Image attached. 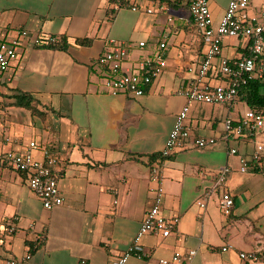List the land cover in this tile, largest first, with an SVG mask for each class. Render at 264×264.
Wrapping results in <instances>:
<instances>
[{
    "label": "crops",
    "instance_id": "crops-1",
    "mask_svg": "<svg viewBox=\"0 0 264 264\" xmlns=\"http://www.w3.org/2000/svg\"><path fill=\"white\" fill-rule=\"evenodd\" d=\"M229 1L209 0L215 24ZM114 2L0 0V39L22 28L61 35L59 42L67 44L62 49L25 42L20 57L0 78V227L18 216L16 230L3 233L0 264L28 251L30 260L21 264H80L81 259L109 264L132 243L158 186L163 213L178 215L180 222L169 236L144 235L148 255L131 256L125 264H159L162 257L190 249L197 254L187 264H253L239 251L264 252V172L241 170V157L249 158L254 150L246 138H222L225 119L238 118L246 109L190 103L192 133L217 141L202 148L187 145L169 156L162 153L186 103L178 91L196 76L197 59L206 48L189 0H137L139 10H115ZM263 3L251 0V10ZM153 5L155 12H147ZM110 39L127 47L122 71L136 70L161 41L167 43V66L143 95L107 91L99 58L111 47ZM246 43L242 38L225 40L221 55L237 57L247 51ZM22 93L34 97L31 106L18 104ZM30 140L59 157L64 202L52 209L30 188L28 172L3 159L6 151L19 150ZM231 148L237 152L230 153ZM153 165L161 170L160 181L152 177ZM225 166L230 167L226 188L235 200L229 215L220 209L218 190L207 197L205 207L198 203ZM39 235L44 240L36 246ZM227 244L234 248L223 250Z\"/></svg>",
    "mask_w": 264,
    "mask_h": 264
},
{
    "label": "built area",
    "instance_id": "built-area-1",
    "mask_svg": "<svg viewBox=\"0 0 264 264\" xmlns=\"http://www.w3.org/2000/svg\"><path fill=\"white\" fill-rule=\"evenodd\" d=\"M129 6L139 10L137 0H115V10ZM251 0H230L220 21L215 24L209 6V0H189V10L205 44V51L199 59L198 71L187 88L178 92L185 96L186 103L177 113L175 123L169 132L164 149V156H169L176 149L187 145L202 148L217 141L216 137L194 135L186 124L190 103L202 102L212 104H226L234 106L240 102L239 89L252 80L264 83V3L257 10H251ZM165 9V5H160ZM149 13L155 12V6L147 7ZM252 11V12H251ZM226 37L246 39L247 51L237 57L222 56V49ZM62 40L61 35L32 33L28 29H18L14 36L0 39V78L8 71L13 60L20 57L24 43L34 45H52ZM108 48L99 58L101 65L106 69L105 85L107 91L113 94L129 93L143 95L146 87L155 81L167 66L165 49L167 43L161 41L157 49L149 56L140 60L136 70L122 71V62L128 54L127 47L115 39H110ZM145 41H139L140 47H145ZM216 80V82H214ZM264 108L256 109L247 107L238 118L228 116L224 121L223 139L246 138L254 145L250 157L242 156V171L255 167L264 156ZM37 152L41 156H37ZM236 148H231L230 153H236ZM3 159L20 171L28 172V184L33 192L40 197L43 206L52 209L64 202V197L59 186V157L49 148L40 146L36 140H30L19 150H8ZM229 166L223 167L215 176L212 185L205 187L204 199L198 203L206 206L207 197L215 190L220 193L219 206L221 211L229 215L234 208L235 200L230 190L226 188ZM264 172L263 170H260ZM152 177L161 180V170L158 165L152 166ZM155 200L146 211L140 228L128 249L109 264H125L131 256L140 259L148 253L142 243L144 235L160 233L169 236L180 222L178 215L167 216L162 211L163 190L160 186L154 188ZM116 201V200H115ZM15 220L3 228L0 227V246L5 239L3 233L14 232L17 228ZM34 230V224L30 225ZM44 237L39 235L37 244ZM233 245L227 244L223 250L232 249ZM197 254L196 249L186 252H174L169 257L159 259V264H187ZM242 259L253 264H263L261 254L256 251H239ZM32 256L31 251L21 258H9L7 264L27 263ZM86 259H81L80 264H86Z\"/></svg>",
    "mask_w": 264,
    "mask_h": 264
},
{
    "label": "trees",
    "instance_id": "trees-1",
    "mask_svg": "<svg viewBox=\"0 0 264 264\" xmlns=\"http://www.w3.org/2000/svg\"><path fill=\"white\" fill-rule=\"evenodd\" d=\"M174 1V0H173ZM88 42V39H85L81 42ZM53 47H58L65 49L67 47L66 42H58L56 44H52ZM240 101L244 102L247 106L256 108V109H263L264 108V83L260 82L259 80H252L248 82L246 85L242 86L239 89ZM27 98L24 101V98ZM34 97L29 93H22L19 96L18 104L22 106H31ZM157 154H153L152 158H157ZM253 170H263L264 171V156L262 157L261 161L257 164V166L253 167ZM261 258L264 264V252L261 253Z\"/></svg>",
    "mask_w": 264,
    "mask_h": 264
},
{
    "label": "rangeland",
    "instance_id": "rangeland-1",
    "mask_svg": "<svg viewBox=\"0 0 264 264\" xmlns=\"http://www.w3.org/2000/svg\"><path fill=\"white\" fill-rule=\"evenodd\" d=\"M226 41L227 40H234V41H237L238 40V38H236V37H226V39H225ZM224 51H225V49H224ZM214 82H216V80H214ZM192 103H202V102H196V101H194V102H192ZM247 108V105L245 104V103H241V102H239V104L238 105H234V110H238V109H241V110H245ZM186 124H188V118L186 119ZM263 136H264V133H263ZM238 139H231V141H234V142H236ZM250 145H251V148H253L254 149V145L250 142L249 143Z\"/></svg>",
    "mask_w": 264,
    "mask_h": 264
}]
</instances>
